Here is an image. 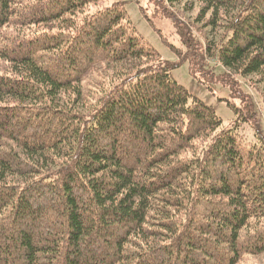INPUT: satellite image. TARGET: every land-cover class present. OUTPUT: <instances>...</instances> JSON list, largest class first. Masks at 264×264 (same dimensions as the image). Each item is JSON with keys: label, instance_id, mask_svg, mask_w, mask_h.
<instances>
[{"label": "trees", "instance_id": "16d2710c", "mask_svg": "<svg viewBox=\"0 0 264 264\" xmlns=\"http://www.w3.org/2000/svg\"><path fill=\"white\" fill-rule=\"evenodd\" d=\"M150 1L174 17L178 61L145 41L122 2L0 0V264L264 254L254 103L234 107L255 123L248 148L172 76L188 61L194 76L218 64L264 84V0H198L193 21L174 9L186 0ZM32 26L44 28L28 38Z\"/></svg>", "mask_w": 264, "mask_h": 264}, {"label": "rangeland", "instance_id": "374dc122", "mask_svg": "<svg viewBox=\"0 0 264 264\" xmlns=\"http://www.w3.org/2000/svg\"><path fill=\"white\" fill-rule=\"evenodd\" d=\"M110 4L122 2L124 4L127 16L135 27L137 32L145 41L155 48L160 56L168 61H178V49H182L179 33L174 22L173 16H156V4L150 0H108ZM186 5L176 6L175 11L181 13V17L193 21L200 11L201 4L198 0H186ZM185 1V2H186ZM183 6L186 8L183 10ZM193 8L192 11H188ZM183 10V12H182ZM198 26V25H197ZM46 27H49L46 26ZM42 26H32L24 29L28 38L35 33L43 31ZM10 34V37H15ZM210 72L199 71L198 76H194L189 67L188 61H183L177 68L173 69V78L184 86L192 97L198 98L205 104L214 108L216 114L223 120L226 127H235L243 143L250 148L257 143V130L253 120L242 121L239 113L234 107H246L245 104L255 105L258 112L252 113L257 120L258 127L264 133V84L254 83L255 76H243L238 73H232L221 65H214ZM242 114V113H241ZM245 120L250 117L247 111H244ZM207 141H197L194 150L186 152L182 157H191L200 153L207 146ZM241 143V142H240ZM239 264H264V254L246 256Z\"/></svg>", "mask_w": 264, "mask_h": 264}]
</instances>
